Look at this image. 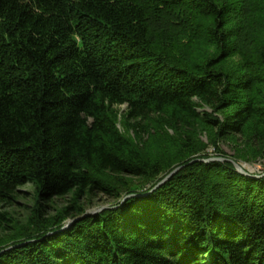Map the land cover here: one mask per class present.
<instances>
[{"label": "trees", "instance_id": "obj_1", "mask_svg": "<svg viewBox=\"0 0 264 264\" xmlns=\"http://www.w3.org/2000/svg\"><path fill=\"white\" fill-rule=\"evenodd\" d=\"M228 160L264 161V0H0V264H264Z\"/></svg>", "mask_w": 264, "mask_h": 264}, {"label": "rangeland", "instance_id": "obj_2", "mask_svg": "<svg viewBox=\"0 0 264 264\" xmlns=\"http://www.w3.org/2000/svg\"><path fill=\"white\" fill-rule=\"evenodd\" d=\"M124 109V108H122ZM120 128V125H118ZM202 141L204 143L207 142L206 137H202ZM220 150L222 151L223 156L226 158L232 157L233 155V145L231 143L222 142L220 143ZM205 153L210 157H216L217 153L214 151V149L210 146L208 149H206ZM239 165V164H238ZM241 168H243L245 171H247L250 174H258L263 171L264 169V161L260 160L254 163H240ZM20 198L18 197L17 202L12 203L9 206L3 207V211H7L12 215L14 218H17L18 220H24L27 215L29 214L30 208H32L33 205V189L30 185H25L21 188ZM111 202L105 200L103 197H96L91 204H89V207L87 208V211L93 212L100 209V207L104 208L108 205H110ZM64 205L63 199H56L53 203L50 204V208L48 209L49 214H54L53 209H59Z\"/></svg>", "mask_w": 264, "mask_h": 264}, {"label": "water", "instance_id": "obj_3", "mask_svg": "<svg viewBox=\"0 0 264 264\" xmlns=\"http://www.w3.org/2000/svg\"><path fill=\"white\" fill-rule=\"evenodd\" d=\"M226 159H223V158H213V159H209V160H201L202 162H205V163H209V162H214V161H220V162H223L225 161ZM229 162H232L235 169L237 171H239L240 174L244 175V176H252L250 173H248L247 171H245L243 168H241V166H239L238 164H236L235 162H233L232 160H228ZM180 170V167L176 168L175 170L172 171V173H170L169 175H167L162 181H160L152 190H155V189H158L159 186H161L162 184H164L166 181H168L174 174H176L178 171ZM254 178H258L256 176H253ZM127 198H131V196H128L126 197ZM103 208L97 210V211H93V212H87L85 213V215H88V214H96L97 212L101 211ZM72 222H74V220H71V221H68L61 230H66L70 227V225L72 224Z\"/></svg>", "mask_w": 264, "mask_h": 264}]
</instances>
